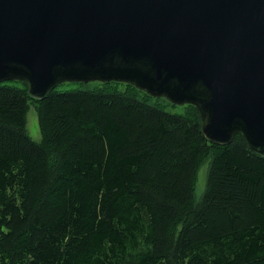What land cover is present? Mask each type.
I'll use <instances>...</instances> for the list:
<instances>
[{"label": "trees", "instance_id": "trees-1", "mask_svg": "<svg viewBox=\"0 0 264 264\" xmlns=\"http://www.w3.org/2000/svg\"><path fill=\"white\" fill-rule=\"evenodd\" d=\"M65 84L83 85L0 83V264H264V157L241 134L212 144L194 106L130 84Z\"/></svg>", "mask_w": 264, "mask_h": 264}, {"label": "water", "instance_id": "water-1", "mask_svg": "<svg viewBox=\"0 0 264 264\" xmlns=\"http://www.w3.org/2000/svg\"><path fill=\"white\" fill-rule=\"evenodd\" d=\"M36 100L117 82L192 105L201 132L264 157V0H0V83Z\"/></svg>", "mask_w": 264, "mask_h": 264}, {"label": "rangeland", "instance_id": "rangeland-1", "mask_svg": "<svg viewBox=\"0 0 264 264\" xmlns=\"http://www.w3.org/2000/svg\"><path fill=\"white\" fill-rule=\"evenodd\" d=\"M95 82L83 84V85H75V84H65L61 87L58 88L60 91H68L72 89H92L94 87ZM166 111L167 112H175V110L170 106L166 105ZM26 133L30 137V139L37 143H41V137L39 134V129H38V124H37V115L36 111L33 108V105H29V110L26 115ZM209 169V160H207L199 169L198 175H197V181L195 184V191H194V200L195 203H198L201 199V196L203 195V192L205 190L206 186V178H207V173Z\"/></svg>", "mask_w": 264, "mask_h": 264}]
</instances>
